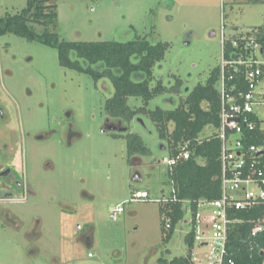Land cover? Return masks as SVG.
I'll return each mask as SVG.
<instances>
[{
    "label": "rangeland",
    "instance_id": "374dc122",
    "mask_svg": "<svg viewBox=\"0 0 264 264\" xmlns=\"http://www.w3.org/2000/svg\"><path fill=\"white\" fill-rule=\"evenodd\" d=\"M26 4L0 0V17ZM57 4L51 29L64 39L167 42L156 80L171 85L177 76L191 88L220 65L223 22L229 34L264 25V0ZM114 91L108 78L62 66L56 47L12 33L0 37V264H175L187 254L189 224L178 223L166 236L160 199L173 190L161 161L170 155L167 141L146 116L122 123L128 132L110 129L119 122L106 107ZM181 95H158L149 107L171 108ZM129 132L141 135L152 154L131 156ZM217 132L208 126L203 135ZM138 191L149 197L136 198ZM118 205L124 210L115 213Z\"/></svg>",
    "mask_w": 264,
    "mask_h": 264
},
{
    "label": "trees",
    "instance_id": "16d2710c",
    "mask_svg": "<svg viewBox=\"0 0 264 264\" xmlns=\"http://www.w3.org/2000/svg\"><path fill=\"white\" fill-rule=\"evenodd\" d=\"M57 21V0H27L26 6L19 12L0 17V37L12 33L56 47L62 66L86 72L96 80L110 79L115 87L106 105L110 117L128 125L137 116L148 117L156 125L161 138L167 141L165 147L170 156H178L184 144L189 142L191 157L180 159L172 170L169 169L173 190L167 200H162L165 202L164 212L171 220V228L166 234L170 238L186 214L182 200L196 202L202 198L216 199L221 196L222 142L216 133L203 135L206 127L219 128L221 122L217 87L219 67L212 70L206 81L192 88L177 76L173 84L166 85L162 80H156L154 68L165 58L169 47L167 42L152 41L146 37L125 41L67 40L51 29ZM258 30L257 36L264 39V25L253 27L247 34L253 35ZM243 33L233 32L231 36L238 37ZM181 92L185 94L181 95ZM164 93L174 98L181 95V100L171 108L160 105L149 107L152 99ZM131 97L140 98L142 104L132 107L129 103ZM170 125H173L172 130ZM127 136L131 156L152 154L141 135L129 132ZM175 196L177 200H174ZM262 216L263 205L237 211L236 217L241 221L235 223L231 233V251L236 264L264 263V230L257 235L251 233L252 221ZM185 241L190 252L194 245L193 230L186 234ZM161 261L167 264L165 260ZM172 263L189 264V258L187 255L176 257Z\"/></svg>",
    "mask_w": 264,
    "mask_h": 264
},
{
    "label": "built area",
    "instance_id": "2783aa9c",
    "mask_svg": "<svg viewBox=\"0 0 264 264\" xmlns=\"http://www.w3.org/2000/svg\"><path fill=\"white\" fill-rule=\"evenodd\" d=\"M227 29L223 22L217 85L221 122L216 136L222 142V190L216 199L182 200L186 214L181 222L194 231V245L185 254L189 264H236L231 251V233L241 221L236 213L264 206V39L257 36L259 30L253 35L247 34L249 30L241 31L243 35L235 37ZM190 157L187 142L178 156H165L161 161L172 170L180 159ZM135 196L148 198L149 193L138 191ZM123 210L118 205L115 213ZM252 223V235L264 230V216ZM165 227L171 228L170 218ZM197 244L201 252L196 250Z\"/></svg>",
    "mask_w": 264,
    "mask_h": 264
},
{
    "label": "flooded vegetation",
    "instance_id": "af4514ba",
    "mask_svg": "<svg viewBox=\"0 0 264 264\" xmlns=\"http://www.w3.org/2000/svg\"><path fill=\"white\" fill-rule=\"evenodd\" d=\"M112 125L113 126H115L117 129L116 130H118V131H121V132H126V131H128V129H130V127L129 126H127V125H122V122L121 121H119L118 123H116L115 121H113L112 122ZM122 128H126V130L125 131H122L121 129ZM3 174H5V173H3Z\"/></svg>",
    "mask_w": 264,
    "mask_h": 264
},
{
    "label": "water",
    "instance_id": "95a60500",
    "mask_svg": "<svg viewBox=\"0 0 264 264\" xmlns=\"http://www.w3.org/2000/svg\"><path fill=\"white\" fill-rule=\"evenodd\" d=\"M211 35H212V36L215 35V31H214V30L211 32ZM109 128H110V129H114V130L117 129V128H116L115 126H113V125H111ZM121 130H122V131H125L126 128H122ZM182 160H184V159H182ZM134 179H135V180H140V179H141V175H140L139 172H137V173L135 174Z\"/></svg>",
    "mask_w": 264,
    "mask_h": 264
}]
</instances>
